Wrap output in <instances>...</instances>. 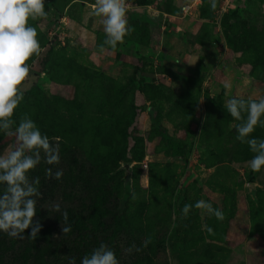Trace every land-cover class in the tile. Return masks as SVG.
<instances>
[{"label":"rangeland","instance_id":"374dc122","mask_svg":"<svg viewBox=\"0 0 264 264\" xmlns=\"http://www.w3.org/2000/svg\"><path fill=\"white\" fill-rule=\"evenodd\" d=\"M94 4L45 0L47 15L28 21L41 49L27 63L38 74L21 85L23 100L12 119L18 124L27 113L60 155L58 165L42 160L29 173L40 178L36 212L53 203L65 210L69 203L76 224L96 212L105 225L92 237L90 224L63 235L62 216L44 220L40 238L48 245L36 242V264H69L72 257L81 264L101 242L119 264L133 254L138 264H264V167L251 170L254 153L236 139L240 121L225 107L233 97H264V0H217L214 11L210 0L127 2L129 25L139 18L146 28L140 37L126 35L114 50L101 48L106 34ZM228 23L230 36L224 32ZM243 26L248 43L238 39ZM134 110L138 114L129 122ZM258 129L263 127L250 136L264 139ZM162 133L185 147V160L172 155ZM10 143L0 131V153ZM125 163L131 170L126 191ZM47 168L62 169V178H48ZM124 193L125 207L141 210L140 230L126 231L138 247L152 237L131 254L121 238L109 244L106 230L105 210L113 195ZM198 200L210 202L224 218L194 207L185 218L183 206ZM7 245L0 231V252Z\"/></svg>","mask_w":264,"mask_h":264},{"label":"clouds","instance_id":"9594fccd","mask_svg":"<svg viewBox=\"0 0 264 264\" xmlns=\"http://www.w3.org/2000/svg\"><path fill=\"white\" fill-rule=\"evenodd\" d=\"M216 7L217 0H210V8L214 11ZM94 12L103 18L106 39L101 48L109 46L114 50L133 30L127 19L126 0H95ZM46 15L45 0H0V131L11 141L0 153V185L3 186L0 191V231L21 240L34 241L43 227L39 220H34L38 199L42 197L40 178H30V171L42 160L48 165L60 163L59 146L40 131L27 113L20 117L18 124L12 119L23 100L21 85L30 72L27 62L41 49L37 30L29 26L28 21ZM225 107L235 120L240 121L235 125L236 139L246 143L254 153L248 163L253 172H259L264 167V139L251 137L250 134L257 126L264 127V97L247 101L233 97ZM242 113H246V117ZM45 172L50 179L60 180L63 176L62 169L53 172L52 168H47ZM193 207L204 209L218 220L224 218L220 209L205 200L186 203L181 210L182 215L187 218ZM50 210L61 214L63 235L70 233L72 225L68 212L62 210L59 203H53ZM26 229H31L28 236L24 235ZM150 243L152 237L148 236L142 247ZM142 247L132 244L126 251L131 254L133 250L141 251ZM69 264H76L75 257L69 259ZM81 264H119V261L114 250L101 242L90 255L81 259Z\"/></svg>","mask_w":264,"mask_h":264},{"label":"trees","instance_id":"16d2710c","mask_svg":"<svg viewBox=\"0 0 264 264\" xmlns=\"http://www.w3.org/2000/svg\"><path fill=\"white\" fill-rule=\"evenodd\" d=\"M126 2L131 3L132 6H142L146 5V0H126ZM227 19V13H222L221 14V23L226 24ZM130 26L132 27V33H136L137 37H140L145 28H146V23L144 21L139 20V18H135L131 20ZM231 26V23H228L225 27V35L230 36L231 33L228 32V28ZM246 27L243 26L241 32L238 35V39L241 40L244 43H248L247 37H246ZM31 72V71H30ZM29 72V77L30 78H35L38 73H30ZM31 92L35 95L36 100H42L43 96L42 94L36 89L32 88ZM138 114L136 110L130 115L129 122H132L135 119V116ZM259 131L264 132V127L263 129H258ZM163 138L165 139L166 142L169 143V147L171 148V153L174 157H179L181 159L185 160V154H184V148L181 143L177 140L171 139L169 136H167L165 133H162ZM4 137V136H3ZM2 137V139H3ZM125 148V146H124ZM124 190L126 191L127 189L125 188L124 185ZM121 195V194H120ZM120 195H113L111 199L112 207L110 211L105 210L106 214H108V217L110 218V224L108 226V229H106L109 232V237L110 241L109 244L114 245L116 243V240L119 238L125 240L129 246L132 244L138 243L137 238H133L132 232H127L126 230L129 227H133L135 230L139 231L141 222H140V217H141V210H134V212L125 207L126 204V198L127 194L124 193L121 197ZM103 198V196H101ZM105 197L104 199H106ZM68 202V200H67ZM63 202V203H67ZM104 202V204H108L106 201H101ZM114 204V205H113ZM73 206V204H72ZM66 211L68 212L69 215V223L72 225V229H77L79 226L82 225L81 228H87L90 229L91 231V237L94 231L101 229L104 225V222L102 221V213L97 215L96 212L92 215L91 213H86L87 218H88V224H84L87 220V218L81 222L80 225L75 223V211L70 207V204H66ZM100 207V205H99ZM98 207V209H99ZM51 207L41 210L37 215L35 216L34 220H39L40 223L43 222L44 220L47 222H51L52 220H57L60 218L61 215L59 213H55L50 210ZM74 208V207H73ZM131 213L134 215L132 216ZM85 214V217H86ZM53 215V216H51ZM91 215V216H89ZM55 216V217H54ZM53 223V221L51 222ZM131 223V224H130ZM42 224V223H41ZM43 225V224H42ZM128 225V226H126ZM102 230V229H101ZM31 229H26L24 232L25 236H28L30 234ZM124 233V234H122ZM42 234L39 232L37 238L33 240L29 239H17V238H12L9 237L8 235V245L5 246V249L0 252V264H14L15 262L18 264H36V258L37 254L35 252L36 249V242L41 243L45 242V244L48 245V242L45 239H41L40 237ZM100 235V234H99ZM92 240V239H91ZM125 242V243H126ZM44 244V246H45ZM138 245V244H137ZM88 250H85L87 252ZM86 254V253H85ZM139 256L136 254L131 255L130 257L124 258V262L122 264H138L135 260L139 261ZM136 262V263H135Z\"/></svg>","mask_w":264,"mask_h":264},{"label":"water","instance_id":"95a60500","mask_svg":"<svg viewBox=\"0 0 264 264\" xmlns=\"http://www.w3.org/2000/svg\"><path fill=\"white\" fill-rule=\"evenodd\" d=\"M124 168V185H125V188L127 189L128 186H129V182H130V174H131V170H130V166L128 163H125L123 166Z\"/></svg>","mask_w":264,"mask_h":264}]
</instances>
